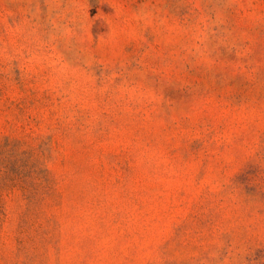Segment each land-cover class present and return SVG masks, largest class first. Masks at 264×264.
Segmentation results:
<instances>
[{"label": "rangeland", "instance_id": "rangeland-1", "mask_svg": "<svg viewBox=\"0 0 264 264\" xmlns=\"http://www.w3.org/2000/svg\"><path fill=\"white\" fill-rule=\"evenodd\" d=\"M0 264H264V0H0Z\"/></svg>", "mask_w": 264, "mask_h": 264}]
</instances>
